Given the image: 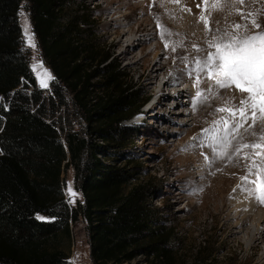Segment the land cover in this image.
I'll return each mask as SVG.
<instances>
[{
	"label": "trees",
	"instance_id": "16d2710c",
	"mask_svg": "<svg viewBox=\"0 0 264 264\" xmlns=\"http://www.w3.org/2000/svg\"><path fill=\"white\" fill-rule=\"evenodd\" d=\"M24 1L0 0V264H67L63 246L80 218L93 264H127L139 256L159 261L168 252V234L159 225L162 211L148 204L150 186L132 185L126 169L102 160L103 151H89L73 134L64 133L63 141L48 122V102L23 50ZM27 1L44 59L59 81L52 94L64 98L65 88L88 112L98 138L125 147L136 133L122 125L140 114L147 99L98 45L85 0ZM96 73L104 83L91 99ZM69 168L83 196L76 207L65 195Z\"/></svg>",
	"mask_w": 264,
	"mask_h": 264
},
{
	"label": "rangeland",
	"instance_id": "374dc122",
	"mask_svg": "<svg viewBox=\"0 0 264 264\" xmlns=\"http://www.w3.org/2000/svg\"><path fill=\"white\" fill-rule=\"evenodd\" d=\"M191 2L192 11L195 12L196 0ZM137 3L136 0L84 1L86 13L92 16L94 22V27L90 30L96 34L98 45L113 56L116 64L125 71L126 81L137 85L147 99L140 114L122 125L124 129L134 130L136 134L128 137L129 142L121 148L120 145L103 141L94 134L96 125L90 121L88 112L80 101L73 99L64 86L61 85L64 98H57L52 94L53 86L58 85L59 81L44 59L34 32L30 3L24 1L20 10L23 14L19 13L23 50L29 56L38 90H43L42 96L48 102L47 120L55 124L63 141L64 133L73 134L78 140H85L89 151H103L104 157L102 154L99 156L103 157V161L126 169L132 176V185L146 183L150 186L148 204L162 211L159 225L168 234V244L165 246L168 252L159 261L148 256H139L127 264H264V249L256 251L248 249L247 244L231 242V230L224 226V216L216 210V205L222 207V203L213 197L221 182L228 179L227 175L238 176L236 180L233 179L231 189L225 196L232 199L238 191L240 198H244L254 208L255 215L250 219V227L258 216H264V205L250 196L242 185L241 178L247 175V170L226 164L230 157H237L232 148L224 149L227 154L220 156L219 145L217 152L209 146L213 139L223 138L222 129L226 127L214 123L228 115L227 112H217L216 109L229 106V101L239 104L244 94L236 90L235 86L231 89H217L209 94L211 81L204 78L197 85V79L202 78L203 74L176 86L165 84L163 76L155 82L149 73L156 62L162 66L170 63L169 69H173L177 63L173 51L174 47L176 50V42L170 34L168 23L161 16V11L142 9L141 4ZM168 5L171 7L177 4ZM237 9L245 14H257V22L264 26V0H245L244 4L236 3ZM131 13L137 16L134 15V19L128 18ZM207 16L208 13L205 12V17ZM236 17L238 23H246L237 12ZM202 23H205L204 20ZM25 29L28 35H25ZM255 31L257 30L251 26L250 34ZM119 34L125 35L122 44H118ZM29 35L35 47L30 46ZM128 41L135 44L129 46ZM129 49L130 54L125 53ZM150 52L153 54L149 55ZM149 66L151 67L148 68ZM93 69L97 70L96 65L92 66ZM174 72L182 73L177 68ZM103 83L104 79L99 73L94 74L90 81V90L93 93L91 99L101 95ZM186 88L191 93L190 97H174L176 92ZM198 90L205 97L199 103ZM164 97L167 98L168 105L164 109L157 108L155 104L163 101ZM0 105H4V101H0ZM262 124L264 122L257 123L256 132H259ZM217 128L221 130L205 134L206 129ZM245 128L233 134V145L241 137L246 142L254 139L250 134L251 130L245 131ZM244 151L251 153L250 149ZM88 158L89 153L85 154L84 163ZM63 176L66 200L71 207H76L83 202V196L75 189L74 169L65 170ZM69 185L76 193L74 197L68 195ZM238 186L240 189H237ZM39 218L47 220L42 216ZM63 248L69 255L67 264H93L83 218L72 224V240Z\"/></svg>",
	"mask_w": 264,
	"mask_h": 264
},
{
	"label": "snow or ice",
	"instance_id": "6c2138e0",
	"mask_svg": "<svg viewBox=\"0 0 264 264\" xmlns=\"http://www.w3.org/2000/svg\"><path fill=\"white\" fill-rule=\"evenodd\" d=\"M173 2H178V0H173ZM212 2L219 3L218 10H222L223 3L228 0H212ZM231 2L244 4L245 0H231ZM203 3L208 5L210 0H203ZM236 12L246 23L233 24L234 31L232 33L217 30V34L207 42V49L197 48V52H205V55L195 61L194 71L198 75L203 74L202 78L197 79V85L204 78L212 82L208 89L209 94L217 89H231L233 86L244 94L239 104L229 101V106L216 109L217 112L228 113L221 121L214 122L217 125H226V127L222 129L223 138L213 139L209 146L214 152H217L219 145L218 154L220 156L227 154L224 149L232 148L237 156L248 161L247 175L241 178L242 185L245 186L244 190L250 196L254 197L259 204L264 205V124L261 125L259 132L255 130L258 122H264V30H261L264 26L257 22V14L252 12L245 14L239 9ZM201 20H204L206 30L211 31L203 14ZM249 24L257 31L248 34ZM240 29H243L244 35L239 34L238 30ZM25 35H28L27 29H25ZM28 39L30 46L35 47L30 35ZM173 51H175V47ZM197 97V103L201 102V98H205L204 93L199 90ZM241 128H245V131L251 130L250 134L254 139L251 142H246L241 137L233 145L232 140L235 138L233 134L238 133ZM219 130L221 129H206L205 134L215 133ZM246 149H250L251 153L245 152ZM68 195L70 197L76 195L70 185Z\"/></svg>",
	"mask_w": 264,
	"mask_h": 264
},
{
	"label": "bare ground",
	"instance_id": "6f19581e",
	"mask_svg": "<svg viewBox=\"0 0 264 264\" xmlns=\"http://www.w3.org/2000/svg\"><path fill=\"white\" fill-rule=\"evenodd\" d=\"M136 1L138 2L137 4H141L142 9L147 8L159 12L161 11V16L163 20H165V23H168L169 30L175 39L176 50L174 54L177 57V63L174 64V68L169 69L170 61L166 66L158 65V62H156L150 69L149 73V76L153 78L155 82L160 76H163L165 84H171L173 86L182 82L190 81L198 75L194 71L196 68L195 61L204 56L205 52H197V48L207 49V42L212 39L213 35L217 34V30L232 33L234 31L232 25L238 23L236 17V3H232L231 0L223 3L222 10H218L220 8V4L213 3L212 0H210L208 5H205L203 0H196L197 5L194 7L195 12L192 11L191 0H178V2H173V0ZM165 3H176L177 5L170 7V5H165ZM189 9L193 13H190ZM205 12L208 13L207 17H205ZM202 14L204 19L207 20L208 27L211 28V31H205L206 25L205 23H202ZM134 15L136 14L131 13L128 15V18H133ZM248 29V34H250L251 24L248 25ZM238 31L240 35L245 34L243 29ZM118 36V44L124 43L123 41L125 39V35L119 34ZM127 43L129 46L135 44L133 42L131 43V41H128ZM129 51L130 49L125 51V53L130 54ZM212 51L215 50L212 49ZM151 54L153 53L150 52L149 55ZM169 55L170 54H168V56ZM147 62H150V60ZM150 67L151 66L148 68ZM175 68H177V70L180 69L182 73L176 74L174 72ZM182 76H184V78ZM190 95L191 93L189 92V89L186 88L176 92L174 97L187 98L190 97ZM166 99L167 98L163 101L157 102L155 106L157 108L164 109L168 105ZM247 163V160L242 159L239 156L236 158L233 156L229 158V161L226 164H228V166H234L235 168L246 169ZM230 176L231 175H227L228 179L221 182L219 190L213 195L217 201L220 200L222 203V207L216 205V210L220 211L221 215L224 216V226L228 227V229L230 228L231 230L229 235L231 242L237 241L244 243L247 244L248 249L251 248L256 251H261L264 249V216H258L255 219L254 225L250 227V219L255 215L254 208L251 207L249 202L247 203L244 198H240L238 191L232 199L225 196V194L231 189V184L234 182L233 179L235 178L236 180L238 178V176ZM230 178L232 179L230 180ZM228 180L230 181L228 182ZM237 189H240V186H238Z\"/></svg>",
	"mask_w": 264,
	"mask_h": 264
}]
</instances>
